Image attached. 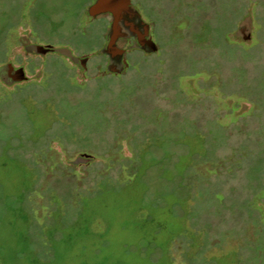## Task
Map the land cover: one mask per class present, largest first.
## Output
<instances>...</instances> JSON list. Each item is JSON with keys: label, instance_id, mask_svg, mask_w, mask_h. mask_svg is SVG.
<instances>
[{"label": "rangeland", "instance_id": "obj_1", "mask_svg": "<svg viewBox=\"0 0 264 264\" xmlns=\"http://www.w3.org/2000/svg\"><path fill=\"white\" fill-rule=\"evenodd\" d=\"M94 2L0 0V264H264V0H129L118 71Z\"/></svg>", "mask_w": 264, "mask_h": 264}, {"label": "water", "instance_id": "obj_2", "mask_svg": "<svg viewBox=\"0 0 264 264\" xmlns=\"http://www.w3.org/2000/svg\"><path fill=\"white\" fill-rule=\"evenodd\" d=\"M133 11V18H138L139 14L130 7L129 0H95L94 4L90 7V11L93 14L109 12L112 15V21L110 23L108 32L106 34L105 43L98 51L100 54H106L108 56V69L118 71L121 70L123 62V49L116 48V41L119 37L127 36L121 32L125 25V15L127 10ZM132 47H138L145 51L154 50L153 44L148 39H144V34L141 38L131 45ZM29 50L32 53L43 55L49 52H57L59 54L67 56L73 62L83 65L85 58L76 57L72 54L71 50L67 47H53L50 45H32ZM0 79L5 83H11L15 81H23L26 79L24 70L22 67H14L11 63H6L0 66ZM90 160L89 156L80 155L76 158L75 162H87Z\"/></svg>", "mask_w": 264, "mask_h": 264}, {"label": "flooded vegetation", "instance_id": "obj_3", "mask_svg": "<svg viewBox=\"0 0 264 264\" xmlns=\"http://www.w3.org/2000/svg\"><path fill=\"white\" fill-rule=\"evenodd\" d=\"M105 13L111 17V21H112V15L109 12H105ZM133 14L134 13L133 11H131V9L127 10V14L125 15L126 23L121 30V32L125 33L127 36L119 37L117 40H125V41L132 40V43H136L143 34H144V39L148 38L145 25L139 20V18H133L132 17Z\"/></svg>", "mask_w": 264, "mask_h": 264}]
</instances>
